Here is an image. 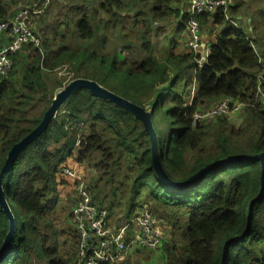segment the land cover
I'll list each match as a JSON object with an SVG mask.
<instances>
[{
  "label": "trees",
  "instance_id": "1",
  "mask_svg": "<svg viewBox=\"0 0 264 264\" xmlns=\"http://www.w3.org/2000/svg\"><path fill=\"white\" fill-rule=\"evenodd\" d=\"M94 1L82 0L71 8L73 30L58 38L56 49L34 31L40 49L29 44L11 57L13 70L0 78V173L11 149L40 125L52 99L64 88L53 77L55 72L68 66L74 76L69 84L77 80L83 63L107 68L122 94L151 114L159 158L170 181L184 182L230 157L264 154V111L255 103L256 82L264 67V43L255 28L248 33L230 23L228 17L236 8L229 7L226 13L220 9L214 16L213 24L227 30L210 47L205 63H200L199 53L172 50L158 59L152 39L147 37L138 57L128 55L119 61L117 54L104 60L103 52L87 50L84 45L93 42L103 49L106 39L101 33L111 20L124 17L125 2L102 0L96 7ZM140 1L146 7L151 4L147 33L171 19L181 20L185 27L183 0ZM28 7L32 0H0V22L12 20ZM97 15L101 17L97 19ZM208 18H200V25L205 26ZM76 43L80 45L74 46ZM224 99L250 103L242 111L243 126L228 127L222 118L191 125L194 114ZM162 128L165 141L159 136ZM68 161L97 170L95 186L89 192L93 196L94 190L104 191L105 199L113 198L107 205L109 215L142 197L157 217L164 219L162 213L170 210L172 216H182V221L174 223L179 237L163 249L164 264H264L260 163L226 165L187 190H173L154 170L151 144L142 123L85 89L68 99L2 180L15 230L0 264H76L75 232L70 225L59 231L54 224L64 213L58 208L62 182H57V174ZM9 231L10 219L0 205V251ZM60 236L73 242L70 257L59 251Z\"/></svg>",
  "mask_w": 264,
  "mask_h": 264
},
{
  "label": "rangeland",
  "instance_id": "2",
  "mask_svg": "<svg viewBox=\"0 0 264 264\" xmlns=\"http://www.w3.org/2000/svg\"><path fill=\"white\" fill-rule=\"evenodd\" d=\"M39 0H32V7H28V10L30 13L34 12L35 8L34 5ZM102 0H95L92 5L98 7L100 2ZM233 7L236 8V13L232 15V17H228L230 21H234V23L237 24L238 16L246 17L245 14H248L249 18L252 16V25L253 28L256 29L258 39L261 43H264V0H246L248 1L243 3V0H233ZM82 0H53L52 3L49 5L48 9L46 10V14L39 16H34L30 14V16L27 18V22L29 23V28L32 32H40V35H44V38H47V44L50 46H54L56 49L59 45L58 38H60L61 35H65L68 32H71L74 27L73 22V16L71 15V8L74 9V7H77L81 4ZM92 2V0H91ZM127 11H122V19L116 17L115 20H111L108 24L106 30L101 33V37L105 38V46L103 49L100 45H97L96 43L90 42L81 44L86 47L87 50H98L100 52L104 53V60H106L111 55L117 54L118 60L121 61L123 57H127L128 55L133 57H138L139 53L141 52V44L144 41L145 37L146 39L150 41L152 39L154 44V51L155 55L158 59H161L165 54L171 51L177 43L169 45V41H177L178 38L181 37L183 34V31H187V27L184 29H178V24L169 26V24H172L174 21L176 22V19H171L167 23H161L157 24L156 27H154L153 33H147V30L145 27L148 25V22L150 20V10H151V4L150 2L147 3L148 6H144V4L140 0H124ZM185 10L183 11V17L184 22L187 24L188 18L191 17L192 12L190 8V0H185ZM244 4V5H242ZM180 6H174V8H177ZM251 8V9H250ZM27 9V8H26ZM91 11V10H90ZM258 11V13L256 12ZM124 13H127L125 15ZM143 13V14H142ZM79 17V16H76ZM101 15H97V19L100 18ZM247 17V18H248ZM245 18V19H247ZM104 20H108L107 18H104ZM229 21V20H228ZM170 22V23H169ZM239 24V23H238ZM238 27H241V29H244L247 31V28H245L244 24L238 25ZM167 26V27H166ZM221 34H219L220 37ZM55 36V37H54ZM54 37V38H53ZM7 41V35L3 36L2 45ZM80 45V43L74 44V46ZM125 49H129L126 51ZM257 49V47H255ZM169 50V51H168ZM168 51V52H167ZM260 61H263V57H259ZM107 76V77H106ZM54 78L58 79L59 82H61L64 87L67 85V83L72 79L74 76L70 73L69 67L66 66L58 71L55 72L53 75ZM77 79L91 81L96 83L98 86H100L102 89L109 91L110 93L132 103L130 99H128L124 94H122L121 90L117 86V82L113 81V77L109 75V71L107 68H101L98 63H83L82 72L80 75H77ZM192 78V77H191ZM193 89V85L190 86L189 91ZM222 101V100H220ZM218 103V102H217ZM216 103V104H217ZM212 109L211 107H207L204 109V111H209ZM148 110V109H147ZM203 111V112H204ZM241 112V111H240ZM237 112L230 114L228 116H221L218 118L226 119L229 123L228 127L232 126L235 129H238L239 127L244 125V118H243V112ZM215 118L211 120L212 122L215 121ZM209 121V122H211ZM206 122V123H209ZM205 123V122H204ZM161 133H159V136L162 141H165V130L164 128L160 129ZM207 147V146H205ZM76 166L78 172H81L83 174L85 183L88 186V189L91 187L94 188L96 176H97V170L92 168V165L84 164V165H77L73 161H68L66 164L60 166ZM59 168V169H60ZM120 179L118 177L115 178V183H118ZM57 182H62L61 186L59 188L60 197H61V206H58V208H63L64 213L62 214L59 223L56 221L54 222L55 227L61 231L67 225L69 227L71 226V222L69 219V215L71 213V210L74 206V187L72 184L74 183V180L68 179L60 174L58 171L57 174ZM101 185V183H99ZM117 187V186H115ZM91 190V189H90ZM89 190V191H90ZM125 192V190L123 191ZM92 193V191H91ZM126 192L124 193V195ZM121 198V195H119ZM118 197V198H119ZM93 199H96L100 206L105 207L108 209L107 205L112 202L113 198L105 199V192H96L93 191ZM144 203V200L142 197H139L138 201L136 202H127L122 206L119 210H115L114 214L109 215L107 222H106V228L110 231H117L125 226H127L129 223L134 221V215L138 212L139 207ZM134 205V207H132ZM170 211H165V214L162 213V216L165 219L166 227L168 229V233L170 235V239L165 242V244H169L171 241L177 239L179 237V227L174 225L176 221H182V216L180 214H176L175 216H172ZM167 216L171 217V220L167 218ZM180 223V222H178ZM77 239V238H76ZM60 247L59 251L63 252V255L65 258L70 257L71 254H73V242H71V239H67L66 237L60 236L59 237ZM160 246L157 250L151 251L146 249L137 248V250H132L133 248L129 249L127 251L128 258L130 259L128 264H163L165 262L164 257V247ZM172 244V242H171ZM170 244V245H171ZM136 249V248H135Z\"/></svg>",
  "mask_w": 264,
  "mask_h": 264
},
{
  "label": "built area",
  "instance_id": "3",
  "mask_svg": "<svg viewBox=\"0 0 264 264\" xmlns=\"http://www.w3.org/2000/svg\"><path fill=\"white\" fill-rule=\"evenodd\" d=\"M52 0H39L34 5V12L21 9L10 21L0 22V41L7 35V41L0 46V78L7 77L13 70L11 57L23 46L32 44L40 49L39 40L29 28L27 18L43 15ZM229 1L190 0L192 15L186 27L189 40L186 44L188 53L197 54L202 43V30L199 19L210 17L220 9L226 13ZM228 19V18H226ZM208 58V57H207ZM207 58L201 60L205 63ZM256 82L255 103L264 111V67L262 66ZM250 103H238L231 99L219 101L212 109L196 113L191 118V125L206 123L221 116L242 112ZM240 112V113H241ZM62 176L74 180V206L71 210V226L76 234V264H123L127 251L131 248L157 250L170 239L166 221L157 217L150 205L143 203L134 215V221L127 226L110 231L106 228L108 210L100 206L90 195L83 174L76 166H63L59 169Z\"/></svg>",
  "mask_w": 264,
  "mask_h": 264
},
{
  "label": "water",
  "instance_id": "4",
  "mask_svg": "<svg viewBox=\"0 0 264 264\" xmlns=\"http://www.w3.org/2000/svg\"><path fill=\"white\" fill-rule=\"evenodd\" d=\"M88 90L92 95L97 98H101L111 102L116 107L122 108L129 113H131L135 119L140 121L144 127V132L148 135L149 141L151 144V159L153 163L154 170L159 178V180L167 187L173 190L184 191L192 187L193 185L200 183L202 179L208 175L210 172L215 171L216 169L230 165V164H238V163H253L258 162L262 167V186H264V154L256 155V156H240V157H230L226 160L215 162L202 170H200L196 175L191 177L190 179L181 182L174 183L169 180L162 163L159 158L158 146H157V137L154 132L152 123H151V114L147 112L145 109L130 103L109 91L102 89L96 83L86 80L77 79L69 84H67L64 88H62L52 99L51 105L46 111L43 120L40 125L32 131L29 135H27L24 139H22L18 144H16L7 156V160L5 165L0 173V205L4 208L10 219V231L6 237V240L3 244V247L0 251V258L3 256L10 244L12 235L15 230V222L14 218L8 208V205L5 200L4 191L2 189V180L5 174L12 167L16 158L20 155V153L33 141H35L43 132L47 129L49 123L53 118L56 117L62 106L68 101L70 97H72L79 90ZM264 189V188H263Z\"/></svg>",
  "mask_w": 264,
  "mask_h": 264
},
{
  "label": "crops",
  "instance_id": "5",
  "mask_svg": "<svg viewBox=\"0 0 264 264\" xmlns=\"http://www.w3.org/2000/svg\"><path fill=\"white\" fill-rule=\"evenodd\" d=\"M183 1H184V6H183V11H184L185 8H186V6H185L186 4H185V0H183ZM224 1H227V0H224ZM228 1L230 3L229 6H228V8L229 7H233V2L234 1L233 0H228ZM245 2L248 3V1L243 0V3H245ZM242 5H244V4H242ZM256 12L258 13V11H256ZM216 14H214V15H212V16H210L208 18L207 24L205 26H201V30H202V43H201L200 50L198 52L199 55H200V59L201 60H203V59H205V57L207 58L209 56V49H210V47L217 41V39L219 38V34L222 35L223 32H225L227 30L223 26H219V25L213 24V22H214L213 21L214 20L213 18H214V16ZM245 15H246V17L238 16V19L236 21H237V24L239 23L238 25H240L241 23L244 24L245 28H247V31H246L244 29V27H243L244 31L250 33V31H251V29L253 27V25H252V20L253 19H252V16H250V18H249L248 17L249 16L248 14H245ZM245 18H247V19H245ZM230 23L233 24V25H235L236 27H238L237 24L234 23V21H230ZM175 24H178V29H184L186 27V25H185V27L182 28V22H181V20H177L176 22L174 21L172 24H169V26H172V25H175ZM239 28H241V27H239ZM188 40H189V36H188L187 31L185 30V31H183V34L181 35L180 38H178L177 41H172L171 40V41L168 42V44L169 45H171V44L173 45V44H175V42L176 43L178 42L177 45L173 49H171L172 52H174V53H180V52L185 53V52H187L188 53V51L186 49V44H187ZM132 250H137V249L133 248ZM128 255L129 254L127 253L126 260H125V262L123 264H128L129 263L130 259L128 258Z\"/></svg>",
  "mask_w": 264,
  "mask_h": 264
}]
</instances>
